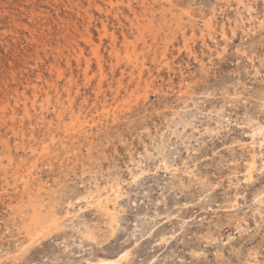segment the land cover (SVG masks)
Listing matches in <instances>:
<instances>
[{
    "label": "rangeland",
    "instance_id": "1",
    "mask_svg": "<svg viewBox=\"0 0 264 264\" xmlns=\"http://www.w3.org/2000/svg\"><path fill=\"white\" fill-rule=\"evenodd\" d=\"M0 264H264V0H0Z\"/></svg>",
    "mask_w": 264,
    "mask_h": 264
},
{
    "label": "bare ground",
    "instance_id": "2",
    "mask_svg": "<svg viewBox=\"0 0 264 264\" xmlns=\"http://www.w3.org/2000/svg\"><path fill=\"white\" fill-rule=\"evenodd\" d=\"M143 3V2H142ZM154 4V3H153ZM164 14V13H163ZM140 26V25H139ZM141 39V38H140ZM127 41V40H126ZM117 65V64H116ZM67 131V130H66ZM33 217V216H32ZM40 231V230H39Z\"/></svg>",
    "mask_w": 264,
    "mask_h": 264
}]
</instances>
